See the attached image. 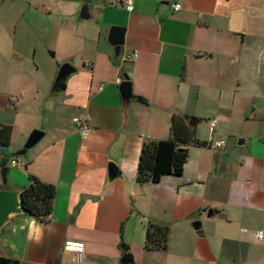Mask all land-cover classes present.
Here are the masks:
<instances>
[{
    "label": "crops",
    "instance_id": "0c3cea01",
    "mask_svg": "<svg viewBox=\"0 0 264 264\" xmlns=\"http://www.w3.org/2000/svg\"><path fill=\"white\" fill-rule=\"evenodd\" d=\"M113 25L125 28L117 52ZM65 63L75 70L59 89ZM117 79L131 82L125 106ZM175 116L195 118L207 145L188 147L181 176L138 183L143 144L168 139ZM4 127L0 190L34 176L55 197L45 221L12 217L0 257L75 264V240L82 264H264V0H0ZM33 130L41 139L18 154ZM148 221L169 228L164 251L144 249Z\"/></svg>",
    "mask_w": 264,
    "mask_h": 264
},
{
    "label": "trees",
    "instance_id": "16d2710c",
    "mask_svg": "<svg viewBox=\"0 0 264 264\" xmlns=\"http://www.w3.org/2000/svg\"><path fill=\"white\" fill-rule=\"evenodd\" d=\"M192 117L175 116L172 119L169 138L164 140L145 142L142 146L137 167V182L157 183L163 176H181L188 158L190 145L206 146L195 138L194 124L189 125ZM196 121L195 118H193ZM10 128L4 127L0 132V140L9 143ZM55 187L31 176L29 183L20 191L21 206L26 214L47 220L53 209ZM169 228L164 225L148 221L145 226L146 251H164L167 248ZM17 261L0 257V264H16Z\"/></svg>",
    "mask_w": 264,
    "mask_h": 264
},
{
    "label": "water",
    "instance_id": "95a60500",
    "mask_svg": "<svg viewBox=\"0 0 264 264\" xmlns=\"http://www.w3.org/2000/svg\"><path fill=\"white\" fill-rule=\"evenodd\" d=\"M125 28L122 26L113 25L110 27L108 39L112 45L115 46V50L123 44ZM75 70L69 63L63 64L57 74L55 83L59 89H63L65 86V78ZM120 90L123 95V106H125L132 98L131 82L129 80H124L120 84ZM194 124V119L191 118L189 125ZM43 132L39 130H33L29 135L24 148L18 152L22 154L26 149L31 148L35 145L42 137ZM109 174L111 177L118 175L119 173L115 171L116 166L113 163L109 165ZM5 168L2 170L3 177H5ZM26 214V211L21 206L20 192L14 189H1L0 190V233L3 227L11 221L13 216ZM200 222L195 221L193 226L198 228ZM122 264H134V260L130 254H125L121 258Z\"/></svg>",
    "mask_w": 264,
    "mask_h": 264
},
{
    "label": "built area",
    "instance_id": "2783aa9c",
    "mask_svg": "<svg viewBox=\"0 0 264 264\" xmlns=\"http://www.w3.org/2000/svg\"><path fill=\"white\" fill-rule=\"evenodd\" d=\"M121 5L125 6L127 9L132 10L133 8V0H117ZM181 8V4L175 2L173 4V9L177 10ZM117 83H121V79H117ZM73 123L76 128L82 132L83 135H88L92 131V127L89 124V115L83 114L73 118ZM215 126V120L210 122V131H213ZM223 141H216L213 146L221 147L223 145ZM19 160L17 158H13L10 162V166L18 167ZM257 239H263L264 233L263 231H257L253 235ZM64 249L68 251H72L74 253V262L75 264H82L84 259V249L85 245L82 241H75V240H66L64 243Z\"/></svg>",
    "mask_w": 264,
    "mask_h": 264
}]
</instances>
